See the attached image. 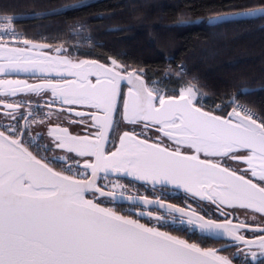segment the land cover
<instances>
[{
	"label": "snow or ice",
	"instance_id": "snow-or-ice-1",
	"mask_svg": "<svg viewBox=\"0 0 264 264\" xmlns=\"http://www.w3.org/2000/svg\"><path fill=\"white\" fill-rule=\"evenodd\" d=\"M224 7L208 25L264 19V0ZM15 19L0 16V264H264V102L246 99L251 85L218 96L193 78L170 93L124 53L82 59Z\"/></svg>",
	"mask_w": 264,
	"mask_h": 264
},
{
	"label": "trees",
	"instance_id": "trees-1",
	"mask_svg": "<svg viewBox=\"0 0 264 264\" xmlns=\"http://www.w3.org/2000/svg\"><path fill=\"white\" fill-rule=\"evenodd\" d=\"M78 0H0V15L17 20L29 39L56 44L72 37L69 25L80 21L95 41L87 57L106 61L108 55L148 70L146 79L159 78L167 57L183 63V78L170 76L164 85L199 81L205 92L218 96L247 83L256 90L246 99L264 102V19H232L217 25L206 20L227 5L256 0H84L88 5L63 15L47 10ZM31 13H40L32 16ZM181 20H199L183 25ZM177 94V92H176ZM207 102V101H206Z\"/></svg>",
	"mask_w": 264,
	"mask_h": 264
},
{
	"label": "built area",
	"instance_id": "built-area-1",
	"mask_svg": "<svg viewBox=\"0 0 264 264\" xmlns=\"http://www.w3.org/2000/svg\"><path fill=\"white\" fill-rule=\"evenodd\" d=\"M0 16H9V15H0ZM10 16H13L16 18L14 20V24H13L15 30L18 33H20V34H22L28 38L25 31L22 28L18 27V25H17V20L19 18H22L25 16H19V15H10ZM74 23H76V22H74ZM74 23H72V24H74ZM69 32L72 35V37L70 39H67V38L60 39L56 42V44L63 42V43H65L66 46L70 47V50L73 48L78 49V51L73 52V55L87 56V55L92 53L95 41H94L91 33H89L85 28L83 30H81L79 33L74 32L71 29L70 25H69ZM181 67L183 69V63L175 62V61H173L172 57H167L165 64H164V70H163L162 75L159 78H154L151 80H160L161 86L164 87L165 86L164 85L165 80H167L170 76L176 77V72L178 70H180ZM165 73H167V76H165Z\"/></svg>",
	"mask_w": 264,
	"mask_h": 264
},
{
	"label": "flooded vegetation",
	"instance_id": "flooded-vegetation-1",
	"mask_svg": "<svg viewBox=\"0 0 264 264\" xmlns=\"http://www.w3.org/2000/svg\"><path fill=\"white\" fill-rule=\"evenodd\" d=\"M79 57L81 58V57H87V56H79ZM89 58H93V57H89ZM99 60L102 61V62H106V61H103L101 59H99ZM13 78H15V77H13ZM19 78H21V79H29V82L37 81V80L31 79V78H29L27 76H23V75H20ZM122 87H123V90L125 91V86L123 85ZM62 119H63V117H62ZM3 122H4L3 120H0V123H3ZM66 124H67V122L65 121V125ZM131 128H132V126H130V125L127 126V129L130 130ZM70 130L73 131L74 133H76V132H81L82 133L83 132V126H75L74 125V126H72V128ZM136 130L139 131L138 128ZM41 131H43L46 134V129H41ZM149 135H153V134L150 133ZM165 142L168 143L167 141H165ZM109 147L111 148L112 145L110 144ZM231 166L234 167L235 165H231ZM124 182H127V181H124ZM138 187H139V185H138ZM148 187L150 188V186H148ZM139 190H140L141 193H144L145 192V188H143V187H140ZM148 194L151 195V192H149ZM178 195L180 197H183L184 194L181 193V192H179ZM169 202H172V203H182V201L180 199H177L175 196L171 197L169 199ZM124 206L126 208L127 207V204H125ZM117 210L120 211L121 209L118 208ZM237 215H239V212H237ZM240 219H244V217L241 215L240 216ZM142 222H147V221L146 220H142ZM162 230L172 231L174 235H180L182 238L188 239L189 242L200 243L201 246H203V247H216V248H221L226 243V240H224V239H220V240H202L198 234H186L184 232L175 231V230H173L171 228H166V229H162ZM249 235H251V234L249 233ZM234 250L235 249H229V251H234ZM222 254L227 255L228 253L227 252H224Z\"/></svg>",
	"mask_w": 264,
	"mask_h": 264
},
{
	"label": "water",
	"instance_id": "water-1",
	"mask_svg": "<svg viewBox=\"0 0 264 264\" xmlns=\"http://www.w3.org/2000/svg\"><path fill=\"white\" fill-rule=\"evenodd\" d=\"M38 42H41V41H38ZM82 59L83 58H87V59H97V58H89V57H81ZM99 60V59H98ZM102 62V61H101ZM21 75H23V76H25L24 74H21ZM36 82H38V81H34V82H30V83H36ZM125 86V92L127 91V86L126 85H124ZM181 193H183L182 191H180ZM184 194V193H183Z\"/></svg>",
	"mask_w": 264,
	"mask_h": 264
},
{
	"label": "rangeland",
	"instance_id": "rangeland-1",
	"mask_svg": "<svg viewBox=\"0 0 264 264\" xmlns=\"http://www.w3.org/2000/svg\"><path fill=\"white\" fill-rule=\"evenodd\" d=\"M180 86V85H179ZM179 86H178V88H179ZM178 88H175L176 89V92H177V94H178Z\"/></svg>",
	"mask_w": 264,
	"mask_h": 264
}]
</instances>
